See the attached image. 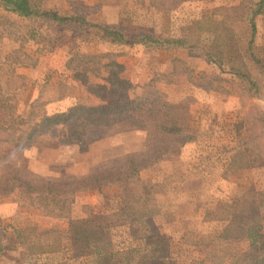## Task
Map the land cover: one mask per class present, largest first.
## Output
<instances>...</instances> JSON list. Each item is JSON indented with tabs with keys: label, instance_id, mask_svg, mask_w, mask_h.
Here are the masks:
<instances>
[{
	"label": "rangeland",
	"instance_id": "1",
	"mask_svg": "<svg viewBox=\"0 0 264 264\" xmlns=\"http://www.w3.org/2000/svg\"><path fill=\"white\" fill-rule=\"evenodd\" d=\"M33 1L43 10L86 19L87 24H64L61 45L68 47V65L79 66L87 83H106L103 77L117 62L120 66L114 69L133 84L130 91L121 93L123 101L142 93L148 83L158 86L157 82L168 80L176 84L169 92L172 100L191 98L194 104L201 99L206 105L190 112L182 146L130 181L70 194L62 206L41 201L35 202L42 204L38 207L29 206L31 201L17 190L0 197L18 205L15 214L0 218V264H254L244 256L252 249L256 261L264 258V247L253 248L246 236L255 223L264 231V13L256 18L252 44L250 24L231 17L233 7L251 6L258 0H189L176 7L172 6L176 0ZM241 8L240 12L245 10ZM100 26L121 30L132 43L113 42ZM56 29L42 18L36 22L13 18L0 9V79L6 94L14 97L13 103L18 94L15 89L27 83L25 77L17 76L16 68L36 63L40 49L55 50L60 42L47 35ZM144 35L160 41L185 38L189 46L171 47L170 51L160 44L135 42ZM88 54L98 58H86ZM189 56L209 59L206 68L192 67L193 62L184 58ZM172 57L175 70L169 73L140 67L143 62L158 65L166 59L170 65ZM232 67L249 78L234 74ZM34 106L37 111L46 110L40 102ZM126 127L112 126L104 137L128 131L123 130ZM69 132L67 124L58 125L46 131L38 144L24 148L28 170L48 179L70 181L107 160L145 150L148 135L144 130L143 149L100 159L106 145L96 144L102 137H90L98 130L88 131L85 143L70 142ZM35 160L45 163L49 173L33 170L30 162ZM1 172L2 168L0 176ZM116 195H121L119 208L123 210L118 208L114 214L115 209L106 204ZM141 196L147 201H133ZM102 207L107 212L101 223H108L110 230L101 247L114 252L111 258L66 259L63 250L36 252L40 245L66 243L71 223L88 217L91 208ZM131 218L142 233L139 239L131 234ZM146 219L152 223H145ZM47 229L57 232L41 234ZM62 259L63 263L58 262Z\"/></svg>",
	"mask_w": 264,
	"mask_h": 264
},
{
	"label": "trees",
	"instance_id": "2",
	"mask_svg": "<svg viewBox=\"0 0 264 264\" xmlns=\"http://www.w3.org/2000/svg\"><path fill=\"white\" fill-rule=\"evenodd\" d=\"M185 1L189 0H176L172 6L176 7ZM1 5L5 10L23 17L48 19L60 24L71 21L87 24L85 18L77 19V17L62 16L56 11L43 10L33 0H1ZM241 7L245 9L242 12H240ZM241 7H233L231 17L234 21L246 20L250 24L252 30L250 44H252L257 32L256 18L264 13V0L254 1L251 6L244 5ZM100 27L104 29L105 35L111 38L113 42L132 43V39H127L126 34L121 30L108 26ZM135 42L144 45L160 44L167 48L189 46L185 38H166L160 41L149 35H144ZM24 55L28 57L26 53ZM207 55L212 56L211 54ZM86 58L94 59L98 58V55L88 54ZM17 62L23 65L24 61L19 59ZM115 65L116 68H119L120 63L116 62L111 65L108 70L109 75L103 77L106 83L95 84L87 83L86 74L79 70V66H76L74 69L77 71L78 77L88 84L95 94L101 97L102 102L95 105L78 103L66 111L52 114L46 111H37L35 106L28 116L17 113L16 104L12 102L14 97L6 94L0 79V169L4 170L0 176V197L12 194L17 190L31 201L29 206L38 207L42 205H36L35 202L37 203V201L44 204L60 205L63 203L64 205L70 194L82 190L100 189L115 182L132 180L142 170L157 163L167 153L182 146L184 143L182 133L191 115L190 106L193 99L172 100L168 92L153 83H148L143 87L142 93L134 95L128 101H123L120 98L121 93L132 88L133 84L119 75L118 71L114 69ZM89 70L95 72L97 68H90ZM231 72L249 78L247 73L235 67H232ZM17 76L22 77L20 74H17ZM61 124L69 126L68 140L78 143H85L86 139L83 138H85L88 131L98 130L97 133L90 135L91 139H96L107 135V130L112 126L126 124L127 127L123 130L142 129L147 131L146 148L140 152H132L107 160L90 173L74 177L70 181L52 180L31 173L23 161L24 148L38 144L46 131ZM119 131L121 130L115 132ZM119 197L121 198V195L114 196L113 200L115 201L111 200L106 204L108 205L107 208L115 209L114 214L118 213L117 210L121 204L118 200ZM129 198L127 194H124L126 201L129 202ZM133 201L145 202L147 198L144 199L141 196ZM104 208L102 207L99 210L91 208L88 217L73 221L69 232L70 237L63 245L61 241L40 245L35 247L36 252L45 253L63 250L67 254L66 259L83 258L91 255L97 256L100 260L104 257L111 258L114 252H108L107 249L101 247L103 237L110 230L108 223H101L105 212H107V208L106 211ZM121 209L123 210V207L119 208V211ZM145 216L143 215V217ZM135 221L136 219L133 218L129 221L131 234L135 239H139L142 237V233L140 234L138 229L135 228ZM144 222L152 223L149 219ZM262 227L260 224L255 223L247 229L246 236L251 240L252 247L255 249L264 247ZM53 232L57 231L47 229L41 231V234ZM130 250L132 251V249ZM256 254L252 249L244 256L250 257L251 262H254V264H264V258L256 261ZM97 264H102V262L98 261Z\"/></svg>",
	"mask_w": 264,
	"mask_h": 264
},
{
	"label": "crops",
	"instance_id": "3",
	"mask_svg": "<svg viewBox=\"0 0 264 264\" xmlns=\"http://www.w3.org/2000/svg\"><path fill=\"white\" fill-rule=\"evenodd\" d=\"M0 9L13 18H25L32 22L40 20V18L23 17L17 13L7 11L2 5L0 6ZM43 21L46 22V24H50L51 27H57L58 30L56 29V32L52 31V33H48L47 37L54 42H60V44H57L55 50L40 49V53L35 55L38 59L35 64L18 66L16 68V72L22 76L21 78L25 77L27 80L26 84H21L15 89V91H18V94H15V96L17 95L15 98L16 111L19 114H26V112L29 113L30 109L27 110V108L39 105V102L45 106V111L49 114L66 111L71 106L78 103L100 104L102 102L101 97L95 94L89 86L78 77L77 71L68 65V47L66 44L61 45V33H63L61 31H63V28L66 25L48 19H43ZM170 51H173V49L170 48ZM184 58L190 62L192 61L194 64L192 67L198 68V70H204L209 61L206 57L201 58L189 56ZM172 62L173 57L170 60V65L168 59H166L160 61L158 65H154V63L150 65L143 62L140 67L143 68L146 66L148 70L169 73L170 71H174ZM157 83L158 87L168 93L170 92V89L173 90L176 87L174 81L162 80ZM127 91H130V89L126 90L124 94H126ZM205 105L206 102L200 99L192 104L191 111L196 112L199 108H202ZM25 109L27 111H25ZM144 134L145 132L142 129H132L112 136L108 135L102 137L96 141V144L106 145V148L101 151L99 156L100 159H108L118 154L143 149L145 141ZM114 149H120V152H114ZM30 165L32 166V169L37 172L43 174L49 173L46 164L43 162H37L35 160L30 162ZM17 210L18 205L13 199L0 198V218L15 214ZM247 250L246 247L245 249H241L240 252L244 253ZM58 262L63 263L64 259L59 260Z\"/></svg>",
	"mask_w": 264,
	"mask_h": 264
}]
</instances>
